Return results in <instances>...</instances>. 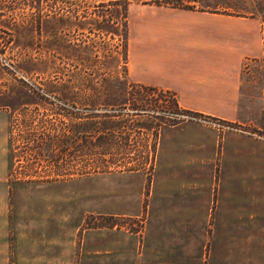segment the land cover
Instances as JSON below:
<instances>
[{
	"label": "rangeland",
	"instance_id": "374dc122",
	"mask_svg": "<svg viewBox=\"0 0 264 264\" xmlns=\"http://www.w3.org/2000/svg\"><path fill=\"white\" fill-rule=\"evenodd\" d=\"M166 2L188 9L213 11L215 8L249 14L256 19L262 54L242 62L238 120L230 123L232 127L223 126L219 120L207 121L224 129L234 128L264 137V9L261 2L131 0L129 5ZM44 11L42 5H27L22 1L0 3V214L6 212L8 264H222L218 251L222 249L220 246L216 249V245L223 242H232V248L237 249L236 264L243 261L252 264L249 246L264 242H245L249 239V191L248 201L240 204V212L232 215L231 230L223 231L214 222L210 226H213L212 232L206 229L207 239L211 234L210 242L198 241L203 225L189 224L192 221L186 226L189 234L196 230L195 242H184V233L180 230L143 229L149 218L157 216L154 208L165 207L168 202L172 209L186 203L195 206L197 218L203 212L202 196L188 194L184 187L182 180L190 177L185 176L183 169L175 170L176 179L163 167L159 154L155 161L158 132L166 126L158 123L166 117L163 110L171 102L170 93L128 88L141 94L143 104L152 109L156 106L157 116L152 113L129 116L130 112L126 116L124 111L120 125L114 128L115 145L106 150L108 153L100 157L101 161L98 162V155L93 156L82 138H77L72 151L74 161L67 158L61 173L53 172L55 168L51 169L49 164L59 161L57 146L46 140L38 150L34 147L35 141H28L29 135L34 136L32 132L22 131V126L31 121L37 134L41 121L56 122L60 117L53 116L48 110L51 106L42 102L46 83L41 66L44 36L37 27ZM62 26L66 30L58 34L60 47L55 61L59 67L66 66L59 54L69 50L76 40L73 27L65 21ZM94 41L96 52H101L105 43L110 42L107 37L94 38ZM129 81L133 82L130 78ZM44 99L57 105L51 97ZM157 124L160 126L155 129ZM32 147L37 155L29 158L25 152ZM91 159L96 160L93 168L89 165ZM200 174L206 176L203 171H197L195 176ZM235 198L233 194L232 201ZM220 203L221 199L214 206V216L215 210H220ZM211 221L212 215H209L207 222ZM215 255L219 258H214Z\"/></svg>",
	"mask_w": 264,
	"mask_h": 264
},
{
	"label": "crops",
	"instance_id": "0c3cea01",
	"mask_svg": "<svg viewBox=\"0 0 264 264\" xmlns=\"http://www.w3.org/2000/svg\"><path fill=\"white\" fill-rule=\"evenodd\" d=\"M127 17V71L133 82L171 91L181 107L205 116L231 123L238 120L242 62L262 54L255 18L155 4H131ZM156 143V163L159 154L163 167L174 177L176 169H183L190 177L182 180L184 187L188 194L202 196L203 212L197 218L195 206L186 203L172 209L168 202L154 208L157 216L149 218L144 230H180L184 242H195L196 230L189 234L186 226L192 221L189 224L203 225L198 241L210 242L206 229L212 232L214 222L223 231L231 230L232 215L248 201L249 191V239L245 242H264V137L187 119L160 128ZM197 171L206 176H195ZM219 199L221 207L214 216ZM0 221V264H8L6 212L0 214ZM219 246L222 264H236L237 249L232 242L216 245V249ZM251 246L252 264H264V243Z\"/></svg>",
	"mask_w": 264,
	"mask_h": 264
},
{
	"label": "trees",
	"instance_id": "16d2710c",
	"mask_svg": "<svg viewBox=\"0 0 264 264\" xmlns=\"http://www.w3.org/2000/svg\"><path fill=\"white\" fill-rule=\"evenodd\" d=\"M4 1L7 0H0V3ZM9 1H22L27 5H42L45 8L43 20L37 27L38 32L42 34V37L44 36L41 66L46 83L43 94L44 98L55 99L58 106L48 99L43 98L42 102L51 106L48 110L53 116L60 117L56 122L41 121L43 131L41 132V127L38 125L37 128L40 132L37 134L33 132L35 124L32 125L31 121L22 126V131L32 132L34 136L30 137L31 135L28 134V141H35L34 147L38 150L46 140L57 146L60 151L57 154L59 161L57 164L55 162L49 164L51 169L55 168L53 172L61 173L60 169L65 167L67 158L74 161L72 151L75 150L77 138H82L89 145L93 156L98 155L97 160L101 161L100 157L108 153L106 150L115 145L112 142L115 134L114 128L120 125L121 114L124 111H126V116L127 112H130L129 116L147 113L157 116L159 112L156 106L152 109L149 105L143 104L145 101L141 98V94L136 90H128V88L146 89L151 93L157 91L170 93L171 102L163 110L166 117L164 120H159L158 124L160 125H175L187 119L219 120L181 107L177 102L176 95L171 91L129 81L127 73V12L131 0ZM259 1L261 8L264 9V0ZM161 5L189 8L175 6L168 2ZM91 6L95 9L88 10ZM213 11L235 16H249V14L231 13L215 8ZM62 21L73 27L72 32L76 36V40L69 50L59 54L60 59H65L64 64H66V66L59 67L55 62L58 59L57 54L60 47L57 41L58 34L66 30L62 26ZM100 22L102 23L100 24ZM104 37H107L110 42L105 43L101 52H96L93 49L94 38L102 39ZM113 40H115L114 43H111ZM219 121L223 126L232 127L230 126L231 122ZM158 124L155 129L159 128ZM94 132L95 136H93ZM34 147L25 152L29 158L37 155L36 149L32 150ZM27 156L25 159H28ZM90 161L89 165L93 168L96 160L91 159Z\"/></svg>",
	"mask_w": 264,
	"mask_h": 264
},
{
	"label": "built area",
	"instance_id": "2783aa9c",
	"mask_svg": "<svg viewBox=\"0 0 264 264\" xmlns=\"http://www.w3.org/2000/svg\"><path fill=\"white\" fill-rule=\"evenodd\" d=\"M202 121H206V122H208V123H210V124H214L215 126H218V127H220L218 124H216L215 122H211V121H207V120H202Z\"/></svg>",
	"mask_w": 264,
	"mask_h": 264
}]
</instances>
